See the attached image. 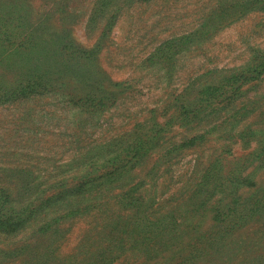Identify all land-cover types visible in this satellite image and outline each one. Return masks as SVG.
<instances>
[{"label":"rangeland","instance_id":"374dc122","mask_svg":"<svg viewBox=\"0 0 264 264\" xmlns=\"http://www.w3.org/2000/svg\"><path fill=\"white\" fill-rule=\"evenodd\" d=\"M261 64L264 0H0V91L30 76L51 82L48 92L0 100V200L11 218L31 215L0 229V264H94L89 252L109 244L96 238L117 207L71 215L62 202L54 215L45 198L111 171L117 161L101 162L122 147H142L121 165L126 184H144L146 204L176 205L207 172L258 170V146L238 131L250 120L247 100L264 98ZM226 84L240 94L223 110L220 91L201 94ZM194 135L202 138L178 149ZM120 224L122 246L146 229L141 219Z\"/></svg>","mask_w":264,"mask_h":264},{"label":"trees","instance_id":"16d2710c","mask_svg":"<svg viewBox=\"0 0 264 264\" xmlns=\"http://www.w3.org/2000/svg\"><path fill=\"white\" fill-rule=\"evenodd\" d=\"M30 35L28 42L33 48L39 40ZM262 65L258 75L264 74ZM28 78L19 89L0 91V100L8 95L11 100H15L48 92L47 89L50 91L51 82L46 83L38 77L35 80L31 76ZM225 87L228 84L221 89L208 88L201 94L206 93L207 98H212L215 94L210 91H220L223 101L226 100L220 108L223 110L232 105L240 94V86L234 87L232 84L229 88ZM74 97L68 95L69 103L75 104ZM247 101L243 110L245 117H250V120L238 134L246 139V143L254 142L258 146V158L262 161L258 170L244 175H241L242 172L232 173L226 179L214 171L207 172L205 182L198 184L191 192H181L174 199L176 205L171 206L169 203L173 199L164 201L160 206L155 201L146 204L144 184L129 185L124 182L129 172L121 165L122 158L126 157L122 155L132 152L133 157H137L142 147L135 143L103 159L101 163L104 164L117 161L114 169L98 177L87 172L77 177L78 181L72 187L50 191L45 203L54 215L58 214L57 206L62 202L70 207L67 213L71 215L85 214L92 206H102L111 201L113 207H117L114 214H117L118 219L106 223L100 232L102 238H96L108 240L109 244L104 248L95 247L89 252L91 257L94 256V264H264V98L256 96ZM98 102H101L99 97ZM197 110L184 111V115L189 118V112H193V115ZM200 138L202 136H191L178 149L192 146ZM238 175L240 177L237 178ZM226 182L230 185H225ZM10 207L9 202L0 200L1 231L12 232L31 217L19 215L11 218L8 215ZM161 208L167 210L162 212ZM155 210L160 211L157 218L153 217ZM150 217L155 218L156 222ZM139 219L146 226L145 230L140 231L143 234L138 232L131 238L132 241L135 239L133 245L122 246L124 233L120 223Z\"/></svg>","mask_w":264,"mask_h":264}]
</instances>
